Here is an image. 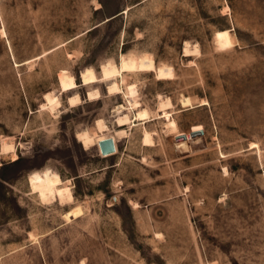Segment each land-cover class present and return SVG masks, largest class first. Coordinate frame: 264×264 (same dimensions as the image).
<instances>
[{
	"label": "rangeland",
	"instance_id": "1",
	"mask_svg": "<svg viewBox=\"0 0 264 264\" xmlns=\"http://www.w3.org/2000/svg\"><path fill=\"white\" fill-rule=\"evenodd\" d=\"M0 264H264V0H0Z\"/></svg>",
	"mask_w": 264,
	"mask_h": 264
},
{
	"label": "bare ground",
	"instance_id": "2",
	"mask_svg": "<svg viewBox=\"0 0 264 264\" xmlns=\"http://www.w3.org/2000/svg\"><path fill=\"white\" fill-rule=\"evenodd\" d=\"M192 51H194V53L197 51V48L195 47L193 50H187L184 49V54L186 56L190 55V53H192ZM108 93L109 95H118V94H123V97L127 99V102L129 103L130 107H133V109H136L139 107V103L137 101V97H136V86L135 84H128L125 88V92L121 91L119 82L117 80H112L110 81L108 87H107ZM99 97V93L98 91H92L89 92L87 94V99L89 102L95 101L97 100ZM67 104L68 107L71 109H74L78 106H80L82 104V99H80L78 94H74V96L68 97L67 98ZM170 105V100H166L164 103L161 102L160 104V109H164L165 106H169ZM42 111H47L49 114H51L52 116L55 115V111L59 113L58 108H60V101L58 98H50L49 101L45 104H42L40 106ZM124 112V107H120L118 109H116V113H117V127H123L124 124L126 125V123H128L131 118L130 116H128V114L123 113ZM147 115L145 111H137L134 114V118L135 120H137L138 122H142L145 121ZM166 128L168 131H173L176 127H175V123L172 120H168L166 122ZM96 131H98L99 133L102 132H106L108 131L107 126L105 125V123L103 121H97L96 122ZM176 131V130H174ZM143 137H142V143L144 147H148L151 146V144L153 143V135L152 133L148 132V131H143ZM117 135L119 138L122 139L123 136L126 137V133L123 130H120L119 132H117ZM108 139H113V143H114V152L112 154L115 153V144H117V138L115 137V135H112L108 138ZM76 140L77 142L83 147L84 150H88L89 148H91L95 142L94 140V136L89 132V131H81V132H77L76 133ZM106 140V139H104ZM103 141H97V145H98V149L100 152V148H99V143ZM12 146L6 144L5 142L2 143V148L1 151L4 154L10 153L12 151ZM101 153V152H100ZM112 154H107V155H103L101 153V155L103 157H108L111 156ZM16 159V155L13 156Z\"/></svg>",
	"mask_w": 264,
	"mask_h": 264
},
{
	"label": "water",
	"instance_id": "3",
	"mask_svg": "<svg viewBox=\"0 0 264 264\" xmlns=\"http://www.w3.org/2000/svg\"><path fill=\"white\" fill-rule=\"evenodd\" d=\"M100 152L103 155L112 154L114 152L113 139H106L99 143Z\"/></svg>",
	"mask_w": 264,
	"mask_h": 264
}]
</instances>
